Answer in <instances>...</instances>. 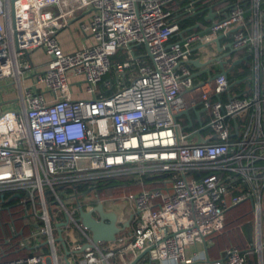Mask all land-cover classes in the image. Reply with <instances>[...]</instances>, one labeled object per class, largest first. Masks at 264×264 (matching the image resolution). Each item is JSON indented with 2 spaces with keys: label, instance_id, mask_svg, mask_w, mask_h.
Wrapping results in <instances>:
<instances>
[{
  "label": "built area",
  "instance_id": "1",
  "mask_svg": "<svg viewBox=\"0 0 264 264\" xmlns=\"http://www.w3.org/2000/svg\"><path fill=\"white\" fill-rule=\"evenodd\" d=\"M172 1L138 0V13L134 0H0V93L6 91L4 80L19 88V107L0 106V197L17 198L31 227L24 233L10 219L9 240L18 238L16 247L50 248L0 258V264H60L59 230L73 248L65 255L68 264H131L147 249L137 264H186L192 260L188 247L220 231L225 210L248 198L254 200L257 264H264V95L205 98L212 136L194 141L195 132L185 131L175 118V103L193 86L190 49L199 35L167 45L180 28L171 19ZM225 1L226 16L214 21L204 38L236 28L233 46L255 44L259 54L260 19L252 33L244 27V4ZM260 1H253L257 13ZM80 14L78 27L91 42L65 52L57 34ZM144 43L150 58L135 51ZM36 48L50 58L37 78L24 84L25 72L37 69L26 57ZM119 49L127 58L112 60ZM112 68L115 82L105 78ZM128 71L132 77L126 83ZM245 110L246 125L235 134L233 122ZM126 174H136L143 184L126 196L133 207L131 228L97 245L78 219L79 207L104 202L97 180ZM144 175L155 185L146 186ZM84 183L89 187L78 190ZM71 223L83 241L70 244ZM200 255L196 249L193 257ZM215 264H248V253L228 246Z\"/></svg>",
  "mask_w": 264,
  "mask_h": 264
},
{
  "label": "crops",
  "instance_id": "2",
  "mask_svg": "<svg viewBox=\"0 0 264 264\" xmlns=\"http://www.w3.org/2000/svg\"><path fill=\"white\" fill-rule=\"evenodd\" d=\"M239 1L242 2L246 8V21L244 27L250 29L253 33L255 30L254 22L256 19H260V30L264 36V0L260 1L258 13L252 6L254 0ZM228 6L229 2L225 0H173L169 4V9L172 12L171 19L178 21L180 28L171 34L167 41V45L182 40L192 34L199 35L197 39L192 41L190 49V66L193 74V86L182 91L175 103L178 114L177 121L182 125L185 131H194V137H197L198 140L212 136V131L209 126L211 111L203 102L205 98H210L211 100L221 99L225 101L234 96L251 95L256 91H259L260 95H264V48L258 54L255 44L240 48L234 47L232 44L233 35L229 30L226 32L217 31L212 34L209 40L204 38L210 33L207 27L213 22V19L209 17L211 15L210 12L213 11L212 16L214 17V21L220 20L226 16ZM81 15L83 14L73 16L71 18V25L61 29L57 34L65 52H73L91 42L89 34H85L78 27L77 17ZM190 17H194L193 21L186 26H181V21ZM238 26L240 25L235 27ZM143 45L144 44L135 45V51L137 55L148 56L147 50ZM125 55V58H127V51H125ZM26 57L37 68L36 70L25 72L24 84H30L37 78L50 57L42 48H36L30 51ZM148 58L150 57L148 56ZM221 63H223L224 68L228 70V78L226 79L224 75L210 78L212 75L222 71ZM208 66H210V71L206 70ZM228 83L230 84L229 88H227ZM1 86L5 88L6 91L3 92V95L0 93V106L2 107L5 104L7 108L19 107V88L13 83V80H4ZM184 110H189V114L184 113ZM248 114L249 110L243 111L238 123L233 122L235 134L245 127ZM127 194V192H124L117 197L103 196L106 208L108 210L117 211L120 225H122L123 222H131L130 219L133 207L131 202L126 198ZM0 202L2 201L0 200ZM10 218L11 217H9L7 221L10 220ZM28 220V218H23L17 223L19 226H25L26 232H29L31 228L29 224H26ZM129 225L126 226L127 228L124 232L128 233L131 228L128 227ZM239 234L244 238V242L247 244V247L244 248H246L248 253V264H257L259 254L255 246L258 242V235L254 214L250 220L246 221V225L245 223L240 225ZM215 236L217 235L210 234L206 241H199L196 244L190 245L188 251L189 257L192 260L186 264L221 263L224 259V249L235 244L225 245L222 237L216 239ZM262 239L264 243V222L262 224ZM17 240L18 238H14L8 242L4 248H0V258L6 257L10 253L20 252L21 249L16 247ZM43 245L44 243H41L39 248L27 249L35 250L37 253H43L46 250V252H48L50 248H42ZM58 249L60 264H68L65 256V249ZM196 249L201 253L199 256L200 258L193 257ZM3 253H5V255L2 256Z\"/></svg>",
  "mask_w": 264,
  "mask_h": 264
},
{
  "label": "trees",
  "instance_id": "3",
  "mask_svg": "<svg viewBox=\"0 0 264 264\" xmlns=\"http://www.w3.org/2000/svg\"><path fill=\"white\" fill-rule=\"evenodd\" d=\"M197 17V16H196ZM194 17L187 18L185 20L181 21V26H186L188 23L193 21ZM125 51L123 49H119L116 53V55L112 56V60H122L125 58ZM131 71L127 72L126 75V83H129L131 80ZM105 78H110L113 82L116 81V74L115 70L112 68L106 75ZM106 90V88L102 85L100 88ZM108 92H111V89H108ZM152 177L148 175L143 176V181L146 186H154L155 184L151 182ZM96 189L100 195L101 198L103 196H115L124 193V192H135L140 189H142L143 184H141L140 177H138L136 174H126L121 176H112L107 178H101L95 182ZM89 187L88 184H82L78 186V190L80 189H87ZM236 190H233L232 193H236ZM2 198L0 197V200ZM4 201L0 202V241H4L6 237L10 234L7 233L6 229L5 232L1 228L2 226L6 224L7 219L11 217L10 219L16 220V223H18L21 219L24 218L23 209L20 204H18V199L12 197V194H6L3 198ZM17 211H12L14 208ZM254 200L252 198H248L246 200H243L235 205H232L228 209L225 210L223 215L224 220V227L220 231L213 232L212 234H216V239H220L222 237L223 243L225 245L235 244L237 245L243 252H247L246 248L247 244L244 242V238L239 234V228L240 225H243L246 221L250 220L254 214ZM12 211V212H11ZM5 212H10L9 216L6 217L3 215ZM23 226V225H22ZM20 226V228L22 227ZM9 227V226H8ZM24 227V233H27ZM224 231V232H223ZM222 232V233H220ZM16 239V238H15ZM17 248H20V252L18 253H10L6 257L1 258H10V257H17V256H25L29 254H36L37 251L35 250H28L27 248H22L20 246H17ZM39 248V247H34ZM42 248H48L47 244H44ZM47 251V250H46ZM45 251V252H46Z\"/></svg>",
  "mask_w": 264,
  "mask_h": 264
},
{
  "label": "water",
  "instance_id": "4",
  "mask_svg": "<svg viewBox=\"0 0 264 264\" xmlns=\"http://www.w3.org/2000/svg\"><path fill=\"white\" fill-rule=\"evenodd\" d=\"M135 6H136V10L139 13V5H138V0H134ZM213 11L210 12V18L213 19V22L210 26L207 27V30H210L213 23H214V17L212 16ZM236 28H232L230 30V32H233ZM233 44V43H232ZM144 46L147 50V55L151 57V52L149 49V46L147 43H144ZM133 45L130 44L129 48H132ZM132 52L134 53V51L132 50ZM134 55H136L134 53ZM213 60V59H211ZM221 68L222 71L212 75L210 78H215V77H219L220 75H224L226 77V79L228 78V70L226 68H224V64L221 63ZM206 70L210 71V66H208L206 68ZM230 84L228 83L227 88H229ZM184 113L189 114V110H184ZM178 114L175 115V118H177ZM93 186H90L89 190L92 189ZM15 195H20V193H17ZM2 197H4V195H2ZM78 219L80 221H82V223L84 225L87 226V228L91 231L92 236H93V240L97 245H100V242H107V241H112L115 240L117 237V234L127 225L130 224V222H125L122 225L119 224L118 221V213L115 210H107L105 207V204L102 200H99L98 203L93 206L90 209H86L83 206L79 207V212H78ZM6 224L8 225V222H6ZM63 224V223H62ZM9 226V225H8ZM4 230V228H3ZM5 232V230H4ZM23 231H21L22 233ZM60 234L57 237V240L61 241L64 249L66 251L67 254H69L71 252V249L68 248V245L66 243V241L64 240L63 235L61 234V230H59ZM6 233V232H5ZM206 241V240H205ZM83 250L80 249L79 251ZM147 250H145L144 252H142L141 254H139V256L137 258H135V260H133V262L131 264H137L139 258H141L142 256H146L147 254Z\"/></svg>",
  "mask_w": 264,
  "mask_h": 264
},
{
  "label": "rangeland",
  "instance_id": "5",
  "mask_svg": "<svg viewBox=\"0 0 264 264\" xmlns=\"http://www.w3.org/2000/svg\"><path fill=\"white\" fill-rule=\"evenodd\" d=\"M144 46V45H143ZM7 108V106L4 104L3 106H2V109H6ZM198 140V138L197 137H195L194 138V141H197ZM263 197H264V194H263ZM1 207V206H0ZM16 209H18V208H14L13 209V211L14 212H16ZM3 215L6 217V219H7V215H8V212H5V213H3ZM63 215H65V214H63ZM6 231H7V233H9V227L8 226H6ZM67 235H68V237H69V239H70V244H72L73 243V241L75 242V240H79V241H83L84 239H85V237H84V235H82L81 233H79L78 232V230L75 228V225H74V223H71L70 224V226L67 228ZM58 245H60V243L58 242ZM144 264V263H143Z\"/></svg>",
  "mask_w": 264,
  "mask_h": 264
},
{
  "label": "flooded vegetation",
  "instance_id": "6",
  "mask_svg": "<svg viewBox=\"0 0 264 264\" xmlns=\"http://www.w3.org/2000/svg\"><path fill=\"white\" fill-rule=\"evenodd\" d=\"M12 211H13V210H12ZM12 211H11V212H12ZM16 211H17V210H16ZM9 213H10V212H8V216H9ZM1 228H2V229L4 228V230L6 229V228H5V225L2 226ZM9 231H10V229H9ZM10 236H11V234L8 235V237H6L4 241H0V248H4V246H5L6 244H8V242H10V240H9ZM3 255H5V253H3L2 256H3ZM0 256H1V254H0Z\"/></svg>",
  "mask_w": 264,
  "mask_h": 264
}]
</instances>
